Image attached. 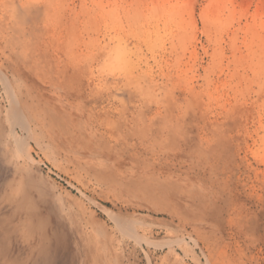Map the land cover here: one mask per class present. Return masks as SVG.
Returning a JSON list of instances; mask_svg holds the SVG:
<instances>
[{
  "label": "rangeland",
  "instance_id": "rangeland-1",
  "mask_svg": "<svg viewBox=\"0 0 264 264\" xmlns=\"http://www.w3.org/2000/svg\"><path fill=\"white\" fill-rule=\"evenodd\" d=\"M4 5L41 9L44 52L67 77L72 74L73 92L82 86L92 105L93 90L98 96L120 94L126 86L138 93L136 107L146 109L148 118L168 122L167 117L192 113L193 135L202 139V149L222 143L207 168L216 171L215 189L229 205L205 254L189 236V226L155 214L146 198L67 173L65 164L58 167L30 147L32 170L27 167L29 173L16 181L43 229L56 226L62 238L57 242L74 247L69 244L68 264H79L83 244L91 254L109 246L114 254L131 253V264H264V0H0V9ZM130 143L123 152L127 160L185 165L194 176L200 170L169 151H151L138 139ZM243 219L248 238L240 236Z\"/></svg>",
  "mask_w": 264,
  "mask_h": 264
},
{
  "label": "bare ground",
  "instance_id": "bare-ground-1",
  "mask_svg": "<svg viewBox=\"0 0 264 264\" xmlns=\"http://www.w3.org/2000/svg\"><path fill=\"white\" fill-rule=\"evenodd\" d=\"M25 8L23 12L9 5L0 9V50L3 52L0 58V264H26L28 260L31 264H68L70 241L57 242L61 236H56V226L52 231L44 230L34 210L26 208L22 182L16 181L18 178L22 181V176L31 168L27 166L30 147L43 152L58 167L65 164L67 173L84 174V178L100 186L111 184L122 192L146 198L155 214L161 213L172 222L189 226V236L204 251L219 234L222 215L229 205L215 189L220 184L213 179L216 171L207 168L211 152L216 147L222 148V143L212 146V150L202 149V143L199 144L202 139L198 141L197 134L193 135L196 128L193 130L191 124L192 113L190 117L179 115L177 119L171 115L173 118L167 117L168 122L148 118L146 109L136 107L138 93H129L126 86L122 87L123 92L119 90L120 94L98 96L93 90L96 105L82 93V86L81 91L73 92L72 74L66 73L67 77L44 52L47 34L38 13L41 9L33 12V7L29 11V7L27 11ZM109 84L103 82L104 87ZM115 84L120 86L119 81ZM131 138L140 140L151 151H169L183 161L193 162L200 169L197 177L185 165L171 166L162 160L154 163L127 160L123 152L131 147ZM248 224L246 219L241 221L243 238H248ZM83 246L79 264H131V253L114 254L113 247L109 246L104 253L91 254L87 244ZM233 264L240 263L234 260Z\"/></svg>",
  "mask_w": 264,
  "mask_h": 264
}]
</instances>
